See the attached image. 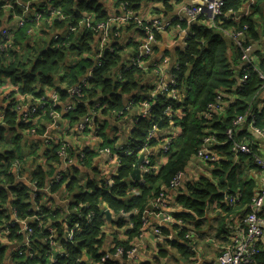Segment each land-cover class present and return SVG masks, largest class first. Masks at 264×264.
I'll use <instances>...</instances> for the list:
<instances>
[{"label": "trees", "instance_id": "obj_1", "mask_svg": "<svg viewBox=\"0 0 264 264\" xmlns=\"http://www.w3.org/2000/svg\"><path fill=\"white\" fill-rule=\"evenodd\" d=\"M6 1H9L12 6L9 12L5 8ZM36 1L0 0V32L3 31L7 13L12 20L15 15L20 16L22 14L23 8L20 5L35 4ZM145 1L121 0L127 8H131L135 12L142 8ZM55 2L57 1L55 0ZM225 3L224 16H222L217 28H207L203 24H197L200 22L191 24L188 20H177L173 23L174 26L181 28L189 27L186 46L176 52V64L169 76L170 80L176 82L174 88L180 92L182 97L179 102H173L163 96H152L151 92L156 79L155 71L161 73L159 63L152 67L151 81L146 84L141 67L132 66L131 70L123 74L119 73L122 68L127 66L124 64L121 46L108 45L102 52L101 60H97L96 43L99 41V35L92 29L80 31L82 17L93 16L95 18L94 24L103 23L109 19L110 12L93 0H59L57 8L66 16V20L45 19L41 28L36 32L32 45L28 43L30 40L28 30L31 26L18 29L14 33L13 45L21 51L25 50L30 53L29 56L24 57L26 61L22 62L20 55L13 48L5 51L0 50V81L5 78L11 79L12 83L19 87V92L22 95L31 96L33 99L47 98L46 91L50 88L62 87L64 90V88L80 84L86 75L93 73L88 86L82 91L76 110L67 115L72 124H79L94 112L97 113V116L120 115L127 104H132V110L143 108L144 102L151 106L148 117L140 119L135 124L128 145L124 147L113 146L110 149L120 158V168L112 185L95 179H90L86 184H83L76 177H72L73 168H71L67 170L70 180L67 181L65 177L61 183L53 187L52 193L55 194L61 185L67 181L66 188L72 202L70 221L77 218L76 208H79L84 215L89 212H93L95 215L92 225L75 234L73 242L66 243L62 240L66 246V255L60 256L56 264H117L112 259L102 262V258L106 256V252L103 251L104 232L109 223L105 211L109 210L117 216L122 213L129 214V224L121 218L117 225L120 228H125L131 239L140 237L143 212L160 195L161 189L169 186L178 172L190 171L192 162L203 145V138L209 133L216 135L217 141L222 143V145L215 147L218 156L223 157L222 160L218 158L217 163H207L214 164V166L218 164L221 168V170L216 169L214 171V177L218 181L206 176H201L195 182L193 178H188L177 198L178 205L185 209L175 215L176 220L183 222L181 226L174 228L175 230L180 229L179 239L177 242L169 244L171 249L165 245L162 255L170 260L175 258L173 253L177 251L181 260L186 263L189 262L196 257L192 247L197 246V242H199V239L196 240L197 234L203 238L201 244H205L206 238L214 239L221 247L220 255L230 246L232 237L228 242V232L222 214L239 213L245 207L250 206L258 188L256 180L250 178V174L259 167L256 157L261 158L262 155L255 137L251 134H240L236 137V141L242 142L245 139L244 136L249 137L255 145V154L253 157L249 155L237 157L232 151L233 145L227 138V131L233 128V122L238 116L246 113L248 105L254 97L261 94L264 80L259 73H251L247 82L241 83L243 76L242 51L234 46L230 38L223 33V30H244L247 27L245 34L248 43L257 41L258 33L254 16L262 14L264 0H256L252 8V16L241 20L240 23H235L233 18H229L228 15L230 12L240 11L246 0H225ZM38 6L47 8L44 2ZM132 25V23L128 25L127 31L134 28ZM70 27H78L80 33L69 35ZM38 32H40L39 36H37ZM114 33L115 30H113L111 38ZM54 35L59 36V38L55 40ZM227 39L234 48L233 59ZM117 40L115 39V41ZM93 56L94 58L91 59ZM259 68L264 75V60L259 64ZM139 88L141 92H139ZM63 90L60 92L58 89L62 102L65 103L69 96ZM218 92L230 93L233 101L227 104L228 117L218 119L216 118L217 114H215V118L209 125L200 117L214 102ZM10 97H15V94ZM127 97L130 98L126 100ZM97 105L99 108H96ZM168 107L178 113L177 116L174 115L173 121L165 116ZM53 110L55 109L45 107L39 111V115L45 113L47 115ZM129 112H125L123 117ZM18 117L17 113L7 111L4 121L0 122V209H2L0 220L2 219L6 223L11 220L10 211L7 208L11 195L13 198L12 207L17 210L21 219H26L32 215L28 211L29 207L32 206V190L29 186L15 180L12 172L9 173V169L16 161H21L29 169L26 161L29 155L33 153L25 151L23 147L24 136L18 134V131H26L32 125L20 124ZM258 126L264 129V113L258 115ZM172 127L179 128L180 135L173 139L170 151L163 154L169 158L168 164L158 174L155 172L146 175L144 183L134 182L131 176L142 155L140 150L148 142L147 139L151 132L153 131V135L158 133L161 136L163 133L169 132ZM7 132H15V140L6 141L5 134ZM165 141V137H153L148 144L150 148H153L162 145ZM60 146L48 153L46 164H40L33 160V163H37L33 180L38 183L40 188H46L54 174L58 172L54 164H60L61 160L58 156ZM33 156L38 157L36 153H33ZM153 165L155 166L154 163ZM28 169L26 168V172ZM7 186L8 188H6ZM227 189L233 194L242 195L240 203L235 207H229L225 204L227 208L224 207L222 213L208 219V203L214 199L222 201L223 192ZM133 190L138 191L137 194H133ZM45 210L49 211L46 208ZM136 211L138 214H134ZM50 216L52 217V215ZM48 217L49 215L45 216L46 222ZM70 223L72 224V222ZM130 224L133 225V229L128 230ZM57 227L60 228L59 225ZM191 227H194L195 231H192ZM19 229L20 226L18 225L16 229H13L10 236L11 242H23V236L16 234ZM190 232H196V235L187 238ZM166 234L169 235V233ZM47 236L43 228L34 229L32 239L37 238L41 242L43 245L41 250H44V255L50 249L43 243V239ZM122 246L126 245L117 242L115 247ZM8 249L7 246L0 243V264L7 262ZM85 255L91 258L90 263L82 262ZM13 258L16 264H34L38 261L31 260L35 257L27 256L25 253L22 256L14 254ZM250 264H264V242L261 243L260 253Z\"/></svg>", "mask_w": 264, "mask_h": 264}, {"label": "crops", "instance_id": "obj_2", "mask_svg": "<svg viewBox=\"0 0 264 264\" xmlns=\"http://www.w3.org/2000/svg\"><path fill=\"white\" fill-rule=\"evenodd\" d=\"M56 1L57 3L59 2V0ZM102 1L111 5L110 9L106 8L110 12L109 13L110 15L121 13V10L118 9V6L112 1L110 0H102ZM200 1L201 0H161V1L146 0L142 8L139 10V16L143 20L148 22H151L155 19H161L164 23L170 21L176 22L177 20L180 21L183 19L186 20L187 18L186 8L191 7L199 3ZM255 3L256 0H246L244 7L240 11L235 13L230 12L228 17L233 18L235 23H240L241 20L252 16L253 13L252 8L254 7ZM221 18H218L215 21L216 22L215 24L217 26H219ZM262 18H264V7L262 9V14H258L254 16L256 30L258 33V40L254 42L256 52H260L261 50H264V24ZM11 24L12 22L7 21L5 18L4 30L10 29L11 27L8 26ZM197 24H203L207 28L211 27L204 21ZM127 28L128 25L126 26L125 29H123L121 35H113L109 45L121 46L123 48L122 56L124 58V64H126L127 66H131L133 65V58L137 55V53L140 51V47L143 46L147 42V40L144 38L143 35L146 34L142 30L138 28H132L127 31ZM188 34H189V27L181 28L179 26H173L170 30L166 32H160L156 35L155 42L151 44V47L153 49V55L152 57L145 59L144 65L143 67H141V69L144 72V78L146 84L151 81V69L157 63H159L160 65L161 73L164 74L168 79L170 78L169 77L170 72L172 71L174 65L176 64V52L178 50H182L181 46L183 45L186 46V39L188 38ZM39 35L40 32L37 33V36ZM115 39L118 40L115 41ZM228 43L231 48L230 54L233 59L234 48L230 44L229 40ZM94 56L91 57V59H93ZM2 82L4 83L5 86L7 84L12 83L6 81H2ZM58 84L59 82L57 83V86ZM61 88L62 87H59L57 89L55 88L47 89L46 93L48 98L51 97L53 94H55L56 91ZM11 92H12L11 90L4 88V91L0 95V102L1 103L5 102L7 100V97L12 95ZM130 97H127L126 100H128ZM69 101L70 100L68 99L66 103H69ZM66 103H64V105L62 106L61 108L62 110L64 109ZM228 103L229 102L225 104L223 111L218 112L216 118L223 119L225 117H228V109H227ZM76 108L77 106L75 107V110ZM142 111L143 108L133 109L124 117L123 116L120 117L119 115L97 116L92 114L91 115L92 123L90 124L88 130L85 133H79L77 131L78 123L76 125L72 124L66 112H62V118L54 126L52 125V122L50 121L49 117L43 114L39 118L36 124V128L38 130V134L36 136L30 134L31 128L23 132L18 131L19 135L21 134L24 136L23 147L25 151L27 152L31 151L33 153H36V155L38 156V157L33 156V153L29 155V157L27 158L28 160L26 161L28 163L29 169L28 167H26V165H24V163L20 161L22 163L20 174L21 176H24L26 178V181L17 180L19 183L29 186L30 189L32 190L31 192L32 205H33V193H34V187L32 186V184L37 183L35 180H33V174L37 168V163H33V160H35V162H38L40 164H46L48 160L47 157L48 153L52 152L55 147H59L62 143L67 144L68 152L71 157L77 158V156L80 154H83L85 156V159L83 161H80L78 159L77 162L71 166H65V164L60 159L61 160L60 164L58 165L54 164V167L57 169L58 172L54 174L53 178L49 181L47 187L40 188L37 183V187L42 190V192L39 193L37 203L40 204L43 209V218H42L43 229L45 230L46 234L49 231V229H54L56 231V241L59 247L64 249L66 248V246L62 243V240H64V242L66 243H69L65 239V232L68 226L71 224L70 217L72 211L70 210V207L72 205V202L70 201L69 194L66 188V183L67 181L70 180V177L67 174V170L73 168L72 177L73 176L76 177L83 184H86L90 179H95L97 181L105 182L108 185H112L113 179L118 174L120 168V158L118 154H114L110 149H112L113 146L124 147L125 145H128L131 133L135 128L134 119ZM1 115L2 112L0 111V117ZM177 132H179V134H176ZM105 133L107 135H104ZM163 134L164 135L159 136V134L157 133L154 135V138L155 137L160 138L167 135H172L174 137L175 134L179 136L180 129L174 127L172 131ZM104 148H108L111 151V155L103 152L102 150H104ZM141 156H144L143 161L145 160L146 156L151 158L152 163L155 164L157 174L169 162L168 160L169 158L163 155L161 144L153 148L149 147L148 151L145 154H142ZM222 158L223 157L219 156V159L222 160ZM26 168L28 169L27 172H26ZM107 168L109 169L110 177L105 181L101 180L103 174L100 173V170H103V172L105 173ZM194 168H195V173L197 175L201 174V176L214 178L215 180L218 181V179L214 177V171L216 169L221 170L220 167L218 166L215 167L214 164H204L203 162L196 160ZM140 171H141V166H140ZM12 175H14V178L16 180V175L15 174ZM59 175L62 176V179L59 183H61L65 179V177L67 181L65 182V184L61 185L57 193L53 194L52 193L53 187L59 183L52 184V182H54ZM142 178L145 181V176H142V172H141L140 181H135L133 179L132 180L134 182H138L139 184H141ZM255 180L257 182V186L260 185L261 183L260 180L257 179ZM6 188H8V186ZM46 189H48L49 191L46 192L45 191ZM182 189L183 188H181L180 190ZM180 190L178 191V190L167 189V191L165 192L164 200L168 207L163 210L162 216L151 217L145 229L142 231V238L141 237L136 238V239L141 238L142 241V247L140 248V258L142 264H170L162 257V249L163 250L165 249L166 247L165 245H168V247H170L169 244L171 242H177V240L179 239L178 230H175L174 228L178 227V225H174L171 227L167 224H164L161 220L165 214H170L175 221H178L176 220L175 215L178 214L177 198L178 195L180 194ZM132 192L133 194H137L138 191L133 190ZM12 201L13 198L11 195L9 202L7 203V208L10 211L11 220H12L13 211L15 210L17 212V210L14 207H12ZM154 201L155 199L150 203L147 209L151 208V204ZM224 207H226V205L221 200L214 199L211 202H209L207 205L208 219L214 218L218 213H222ZM45 208L48 209L49 211H46ZM0 211H2V209H0ZM107 211L109 210H106L105 212ZM80 212L81 210L79 208L75 209L76 214ZM242 213L243 211H240L239 213L235 212L231 214H226V213L222 214V219H224L225 227L228 232L227 234L228 242H230L229 240L230 237L237 231V229L242 227L241 220L238 218V216ZM88 214H94V213L89 212L83 215L87 216ZM134 214H138V212L136 211L134 212ZM17 215L19 217L18 212ZM46 215H49V217L47 218V222L45 219ZM50 215H52V217ZM32 217L33 214L26 219H21L20 217L19 219L28 220L34 229L39 230L40 228L38 227L37 222L31 220ZM128 217L129 214H125V213H122L119 216L112 214V222L108 221L109 223L107 224V229L104 232L105 240H104L103 251L109 253L111 255V258L114 256V248L117 242H121L123 245L127 246V245H131L136 240L135 238L131 239L129 237L128 231L125 228H120L117 225L118 221L121 218L124 221L128 222L129 224L130 219ZM94 219H95V215H94ZM141 221H142V216H141ZM9 222L6 223L2 219L0 220V226L2 227L3 229L2 231L4 233L7 232L9 233V231L7 230V225L9 224ZM58 225L60 226V228L57 227ZM193 228L191 227V229ZM131 229H133L132 224H130L128 230ZM12 231L10 232L9 235L0 238V243L9 248L7 254L8 259L5 264H16L13 255L18 254L15 252L18 250L19 246L25 241L24 235H18L16 231L17 236H23V242L22 243L11 242L10 236L11 233H13ZM166 233H169V235H167ZM197 239H199V242H197V246L192 248L194 249V255L196 257L200 256L203 258L201 260V264H209L216 256L220 255L221 247L214 239L206 238L205 244H201L203 238L201 236H198V234L196 236V240ZM43 243L46 244L44 242V239H43ZM42 248L43 245L37 238L32 239L31 250L30 251L27 250L24 253L32 258L35 257L34 259L31 260H38L34 264H52L46 258V253L44 255V250L43 251L41 250ZM47 248H49V246ZM173 254L175 258H172L170 260H176L177 256L175 252ZM60 256H61L60 253L58 252L55 253V257L57 259ZM114 259L115 258H113L112 260L117 264H122L120 261ZM179 259L180 258L178 255V262L174 264H180ZM83 261L86 263H90L92 260L89 256L85 255L83 256L82 262ZM190 261L187 262V264H190Z\"/></svg>", "mask_w": 264, "mask_h": 264}, {"label": "built area", "instance_id": "obj_3", "mask_svg": "<svg viewBox=\"0 0 264 264\" xmlns=\"http://www.w3.org/2000/svg\"><path fill=\"white\" fill-rule=\"evenodd\" d=\"M118 6V9L121 10L120 14H111L109 15V19L103 23H95V18L93 16H84L82 17L81 30H94L99 35V41L96 43L98 56L97 60H101L102 52L109 45V41L111 40V32L121 27H126L127 25L132 23L133 16L131 13L126 12L127 6L124 5L121 0H110ZM44 2L47 5V8H41L38 5ZM5 8L9 12L10 8H12L9 1H6ZM57 2L55 0H37L35 4H24L20 5L23 10L20 16L15 15L12 20L9 18V13H7L6 20L12 22L11 29H6L0 32V50L5 51L7 49L13 48L14 51L17 52L21 59L24 60V57L29 56L28 51H21L18 48L14 47V33L12 32V28L15 29H24L29 27L28 36L30 40L28 41L29 45H32L36 32L41 28L42 23L45 19L51 20L52 18H58L60 21L66 20V16L62 14L60 10L57 8ZM226 3L225 0H201L199 3L186 8V14L189 23H197V22H206L210 28H216L215 24L218 18L224 16V9ZM139 24L140 30H142L148 36L147 42L140 47V51L133 58V65L125 66L122 68L119 73L123 74L131 70L132 66L143 67L144 60L152 57L153 49L151 44L155 42L156 35L160 32H166L168 29L174 26V22H166L164 23L160 19H155L151 22L137 20ZM180 21H185L180 20ZM94 24V25H93ZM247 27L244 30L233 29V30H224V34L230 38L234 46L242 51L241 57V65L243 66V76L241 83L245 84L251 73H259L261 78L264 80V75L260 72L259 64L261 63L260 58L258 57L255 49V43H248L246 32ZM78 27H70L68 32L69 35H75L79 32ZM123 31V30H122ZM230 32V33H229ZM55 40L59 38V36L54 35ZM113 52V50H112ZM260 52H264L261 50ZM100 64V63H99ZM156 79L153 84L152 96H163L173 102H179L181 99L180 92L176 90L174 87L176 86V82L174 80L168 79L164 74L155 71ZM93 73H89L86 75L80 84L74 86L73 90L70 88H61L60 92L69 93L71 96H80L82 95V91L85 87L88 86L90 79L92 78ZM3 81L12 82L11 79L5 78ZM15 84H7L6 86L1 81L0 82V95L4 91V88L8 90H13L16 85ZM60 92L56 91L51 97L33 99L30 102V105L26 108L21 107L22 110L14 112L18 114V122L24 125H32L30 129V134L36 136L38 134V130L36 128V124L39 118L43 115H39V111L43 110L45 107L54 108L52 112L48 113V117L54 126L57 122L62 118V112H66L69 114L70 112H74L75 109L68 107L67 109L64 107V110L61 111L60 104L62 99L60 97ZM15 94V97L18 96L19 102L28 103V97L22 95L19 91ZM14 98V97H13ZM70 100V98H69ZM143 100V99H142ZM233 97L228 92H218L215 96L214 102L210 104L207 110L200 117L203 121H206V124L211 123V121L215 118V114L224 110V106L227 102H232ZM20 108V109H21ZM99 108V105L96 106ZM133 108L132 104H127L124 111L119 115L122 117L125 112L131 111ZM151 106L147 103H143V111L139 113L134 119V123H138L140 119L147 118L149 115V109ZM5 112V109H4ZM264 113V85L261 94L254 97V99L249 103L248 109L245 114L238 116L233 122V128L227 131V138L229 142L232 143L233 148L232 151L238 157L239 155H249L254 156L255 154V145L252 140L244 136L245 139L242 142L236 141V137L240 134H251L256 138L257 142L260 146V153L262 155L261 158L256 157V162L258 164V168L254 170L250 174V178H254L260 180V185L255 192V196L252 200V203L249 207H245L243 213L238 216L241 220L242 227L238 228L237 231L231 236V244L227 247V249L219 256H216L209 264H250L257 257V255L261 251V243L264 242V129H261L258 126V115ZM46 114V113H45ZM96 115L97 113H93ZM173 110L171 107H168L165 111V115L172 118ZM227 117L223 118L226 119ZM92 123V116L86 117L77 125V131L79 133H85L90 124ZM153 131L151 132L150 139L153 137ZM217 136L214 134H207L203 138V145L201 149L198 151L196 158L193 160L190 171H180L178 172L173 179L171 180L168 187H163L161 189L160 195L155 199V201L151 204V208L144 211L142 215V231L145 229L148 221L151 217H160L163 214V209L167 208V204L164 200L165 192L167 189L170 190H180L186 184H183L184 180H188V178L198 177L195 173V161L199 160L204 164L214 163L218 160L219 156L215 150L216 146L222 145V143L217 141ZM173 139H169L163 143L162 152L167 154L170 151L172 146ZM149 142V140H148ZM148 142L144 147L141 148L140 153L145 154L149 149ZM103 152L111 155V151L109 149L102 150ZM130 154V153H129ZM59 158L65 164V166H71L77 162L79 159L83 161L85 156L80 154L77 158H73L70 156L68 152V146L65 143H62L60 146V150L58 152ZM237 161V159H236ZM21 167L22 163L20 161H16L13 163L12 167L9 169V173L16 175V180L18 181H26L24 176H21ZM142 176H146L156 172V168L152 163L150 157H145L141 165ZM62 179V176L59 175L52 184L59 183ZM182 179H184L182 181ZM182 181V182H181ZM145 181L142 178L141 183ZM34 187L33 193V205L29 207L28 211L33 214L31 220L37 222L38 227L43 228L42 218H43V209L40 204L37 203V199L39 197V193L42 192L41 189L37 187V183H33ZM46 192L49 190L46 189ZM241 196L239 193L233 194L229 189L223 192L222 202L229 207H235L241 201ZM184 210H178V212H183ZM94 214H88L84 216L81 212L77 214V218L73 219L65 232V239L68 242H73L74 235L77 234L82 229L89 227L93 222ZM164 224L169 226L182 225V221H175L170 214H165L161 220ZM17 225L21 226V229L17 231L18 235H24L25 241L19 246L18 250L15 253L23 254L25 251L31 250L32 237L34 235V228L30 224L28 220H20L17 212L14 210L12 215V220L7 225V230L9 233H4L2 227L0 226V238L9 235L13 229H16ZM192 231H195L191 229ZM47 237L44 238V242L49 246V251L46 252V258L52 263L56 264L58 259L55 257V253H60L61 256L66 255V250L58 246L56 241V231L54 229H49L47 232ZM196 232H190L187 235V238L190 236H195ZM142 238V234L140 236ZM140 238V239H141ZM171 238V237H170ZM122 248V249H119ZM119 249V250H118ZM126 250V251H125ZM127 246L115 247L114 248V256L111 258L109 253H106V257L108 259H113L116 257L117 252L120 255H126ZM194 250V249H193ZM137 250L132 251V255H136ZM130 254V252H128ZM196 258V257H195ZM141 262V261H140ZM142 264V263H141ZM201 264V261H200Z\"/></svg>", "mask_w": 264, "mask_h": 264}, {"label": "rangeland", "instance_id": "obj_4", "mask_svg": "<svg viewBox=\"0 0 264 264\" xmlns=\"http://www.w3.org/2000/svg\"><path fill=\"white\" fill-rule=\"evenodd\" d=\"M126 12H128V13H131L132 14V16H133V19H132V26H134V28H138V29H140L139 28V24H138V21L137 20H143L140 16H139V11H137V12H135V11H133L131 8H127L126 10H125ZM161 20V19H160ZM143 21H145V20H143ZM262 21H263V24H264V18H262ZM171 22V21H170ZM123 29H125V27H121L120 29H118V28H115L114 30H115V33H114V35H121V33H122V30ZM171 29V27L168 29V30H170ZM12 32L13 33H16L17 32V29H13L12 30ZM113 32V31H112ZM112 32H111V35H112ZM146 34V33H145ZM144 36V38L147 40V38H148V36L147 35H143ZM109 44H110V41H109ZM181 48L182 49H184L185 48V46L183 45V46H181ZM180 48V49H181ZM25 50H23V52H24ZM29 53V52H28ZM30 54V53H29ZM257 55H258V57L260 58V60H261V63L263 62V60H264V52H258L257 53ZM24 61H26L25 59L24 60H22V62H24ZM15 86V85H14ZM70 88V90H73V88H74V86H71V87H69ZM19 91V87L16 85V87L12 90V92L11 93H17ZM68 96H69V98H70V101H69V103H66V109L68 108V107H71V108H73V109H75V107L78 105V103H79V99H80V96H71L69 93H68ZM19 98L20 97H18V96H16V97H14V98H12V97H10V96H8L7 97V100L5 101V102H3V103H1L0 102V111L2 112V115H1V117H0V122H3L4 121V118H5V115L7 114V111H13V112H17V111H20V110H22V106H23V108H26V107H28L29 105H30V102L33 100V97H28V103H22V102H19ZM181 99H182V97H181ZM64 105V103L63 102H61V104H60V109L62 108V106ZM21 108V109H20ZM4 109H6L7 111L6 112H4ZM62 110V109H61ZM64 110V109H63ZM70 113H72V112H70ZM173 115H172V118L170 119V121H173L172 119H173V117H174V115L175 116H177L178 115V113H176V112H174L173 111ZM166 116V115H165ZM167 118H169L168 116H166ZM173 128L174 127H172V129L170 130V131H172L173 130ZM167 132H165V134H166ZM176 134H179V132H177ZM175 134V136L173 137L172 135H167V136H163V137H165L166 138V141L167 140H169V139H176L177 138V136L178 135H176ZM104 135H107L106 133L104 134ZM162 135H164V134H162ZM154 137V136H153ZM153 137L151 138V139H153ZM5 138H6V141H13V140H15V132H7L6 134H5ZM104 138H105V136H104ZM150 139V137L147 139V141L149 140H151ZM162 147H163V144H162ZM105 149V148H104ZM164 154V153H163ZM215 163H217V162H215ZM216 165H218V164H215V166ZM217 167V166H216ZM218 167H219V165H218ZM100 173L101 174H103V176H102V178H101V180H107L109 177H110V173H109V169L107 168V170H106V172L104 173L103 172V170H100ZM198 173V172H197ZM202 177H204V176H202ZM190 178V177H189ZM201 178V174L200 175H198V177L196 176V177H194V182L195 181H197V180H199ZM184 179H182V181H183ZM181 181V182H182ZM187 180L185 179L184 180V182H183V184L186 182ZM180 193H181V191H180ZM181 209H183V210H185L182 206H179L178 205V210H181ZM164 210V209H163ZM178 213H180V212H178ZM143 229V228H142ZM129 233V232H128ZM180 229L178 228V237L180 236ZM142 247V241H141V239H136L131 245H127V249H129L128 251H127V253H126V255H120L119 254V252H117V255H116V257H115V259L114 260H118V261H120L122 264H141V258H140V248ZM119 249H122V248H119ZM118 249V250H119ZM133 250H137V253H136V255H132L131 253H132V251ZM126 251V250H125ZM162 251H163V249H162ZM128 252H130V254H128ZM176 260H167L163 255H162V257L164 258V260H166L168 263H170V264H174V263H176V262H178V254H177V251H176ZM203 258L202 257H200V256H198V257H196V258H193L191 261H190V264H200V261L202 260ZM110 259H108L106 256H104L103 258H102V262L104 263V262H107V261H109ZM179 263L180 264H187L186 262H184L183 260H181V259H179Z\"/></svg>", "mask_w": 264, "mask_h": 264}, {"label": "water", "instance_id": "obj_5", "mask_svg": "<svg viewBox=\"0 0 264 264\" xmlns=\"http://www.w3.org/2000/svg\"><path fill=\"white\" fill-rule=\"evenodd\" d=\"M95 2H98L100 5L104 6L105 8H108L110 9L111 8V5L110 4H107L105 2H103L102 0H93ZM114 11V10H113ZM140 89V88H139ZM141 91V89L139 90V92ZM143 159H144V156H141L139 158V161L137 162L136 166H135V169H134V172L132 174V179L135 180V181H140L141 179V171H140V166L143 162ZM106 216H107V220L109 222H112V214L110 211H107L106 212ZM58 256V255H57Z\"/></svg>", "mask_w": 264, "mask_h": 264}, {"label": "bare ground", "instance_id": "obj_6", "mask_svg": "<svg viewBox=\"0 0 264 264\" xmlns=\"http://www.w3.org/2000/svg\"><path fill=\"white\" fill-rule=\"evenodd\" d=\"M188 8V7H187ZM187 15V14H186ZM58 91V90H57Z\"/></svg>", "mask_w": 264, "mask_h": 264}]
</instances>
